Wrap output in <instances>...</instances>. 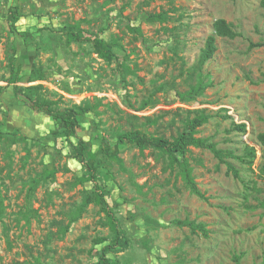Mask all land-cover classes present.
I'll use <instances>...</instances> for the list:
<instances>
[{"label":"rangeland","instance_id":"rangeland-1","mask_svg":"<svg viewBox=\"0 0 264 264\" xmlns=\"http://www.w3.org/2000/svg\"><path fill=\"white\" fill-rule=\"evenodd\" d=\"M261 1L0 0V264H95L90 249H100L112 237L106 212L96 203L64 232L94 183L75 184L83 169L70 141L53 132L54 119L33 109L24 94L53 100L59 111L90 101L92 110L79 117L78 137L72 141L91 140L111 171L105 198L130 241L126 249L113 251L120 264L264 263V147L258 142L264 133ZM14 8L20 14L16 28L9 21ZM163 10L171 15L167 22L146 19L147 12ZM219 18L231 22L238 35L217 36L215 55L200 69L201 49ZM77 22L107 39L121 37L123 46L116 52L136 73H127L116 58L101 57L90 42H69L60 28ZM132 25L143 34L132 32ZM13 55L21 65L19 95L8 82ZM193 68L203 74L204 93L183 101L177 91L197 83L189 74ZM147 98L156 105L139 108ZM190 109L213 115L198 136L244 157L229 158L239 171L236 177L211 150L191 147L187 156L204 197L155 151L122 145L123 169L99 149L104 137L115 138L119 127L133 122L171 138L182 130ZM132 115L158 117L159 122L145 126L144 119ZM240 123L247 125L245 132L235 127ZM247 145L256 149L253 161L246 156ZM32 179L40 184L29 198ZM28 208L29 221L23 216ZM177 220L204 223L208 235ZM101 237L108 239L97 243Z\"/></svg>","mask_w":264,"mask_h":264},{"label":"trees","instance_id":"trees-1","mask_svg":"<svg viewBox=\"0 0 264 264\" xmlns=\"http://www.w3.org/2000/svg\"><path fill=\"white\" fill-rule=\"evenodd\" d=\"M262 6H264V0L261 1ZM110 12L114 9H109ZM20 14L17 8L9 10V21L13 28H16L17 22L19 21ZM146 19L150 22H167L171 19V15L168 11L163 10L160 12H147ZM214 33L209 35L205 41L204 47L201 49L199 56V68L211 59L217 50V36L234 38L238 35L233 24L228 22L224 18L216 19L213 23ZM61 31L63 34H67V40L77 41L80 43L90 42L93 49L101 57L105 58L109 62L116 58L118 64L121 65L127 73H136L129 65L124 63V58L120 57L116 50L117 47L123 46L122 38L119 36L112 35L109 39L101 35L100 32H87L85 29L81 28L79 22L77 23H65L61 26ZM132 32L143 34L140 26L132 25L129 26ZM104 29L101 30V32ZM178 39V38H177ZM179 44V40H177ZM263 45V43H251V46ZM200 69L193 68L189 72L192 77L197 79L196 84H190L189 88L185 91H177V94L183 101H194L199 96L204 93L205 85L203 74H201ZM10 77L8 82L12 84L13 90L16 94L21 93L23 87L18 85L19 74L21 72V65L16 64V56L13 55L11 58L10 65ZM39 79H42L41 77ZM24 100L35 110L44 112L51 116L55 123L56 128L54 133H62L71 143V154L82 166L83 173L78 177V181L75 182H93L94 190L88 193L80 206L72 211L70 223L63 228L64 232L67 231L73 222L78 221L87 207L96 203L100 208L106 212L108 217V224L112 230V237L108 243L103 245L100 249L97 247H92L90 253L94 256L97 261L95 264H120V260L113 251L124 250L130 245V241L125 233V231L120 228L118 219L110 207L108 201L105 198L106 185L105 181L110 179V169H108L106 162L99 159L98 152L94 148V143L91 140L84 139L80 137L78 141H72V138L78 137V129L80 127L79 117L85 115L92 110L90 101L84 100L81 103H75L72 106L65 108L63 111L57 110L54 107L53 100H39L35 99L27 94H24ZM126 101V99H125ZM157 101L150 98L144 99L139 108H146L148 106H155ZM191 114H188L183 119V128L179 130L171 138H167L164 135H156L154 133L147 132L142 126L138 125L136 122L130 124L127 129L118 128L115 132V138L109 139L104 137L99 145L100 151L105 155V159L108 161L115 160L120 166L125 169L124 161L119 156L121 153L122 145L129 144L144 153L146 150L155 151L158 155L164 158L168 162V168L172 170L177 169V175L181 176L184 182L190 189L204 197L203 193L197 186L195 181V176L193 174L194 167L191 164L189 156L187 154L191 151V147L203 148L211 150L214 155L221 161L228 165V169L234 173L236 177H239L238 169L233 165L229 158H238L244 160V157H239L230 150H224L218 147L216 142L210 141L207 137L198 136L199 127L204 123H207L212 114L208 113L206 109H190L188 110ZM137 119H144L143 125L158 124V117L151 116H138L132 115ZM235 127L245 132L247 130V125L245 123H240L235 125ZM1 140V136H0ZM258 142L264 147V133L258 135ZM247 155L250 156L253 161L256 157V149L254 147L247 145ZM264 149V148H263ZM106 172H104V169ZM40 181L37 179H32L30 181L28 197L30 198ZM3 201H0V220H2L4 215ZM264 207V202H262ZM28 210L23 214V216L29 221L30 216ZM176 223L180 225L190 226L193 231L200 230L204 235H208V229L204 223H196L190 220L180 221L177 220ZM107 237H101L97 239V243H103L107 240ZM240 257H236V262L239 263ZM34 264H43L40 260H36ZM264 264V263H256Z\"/></svg>","mask_w":264,"mask_h":264}]
</instances>
